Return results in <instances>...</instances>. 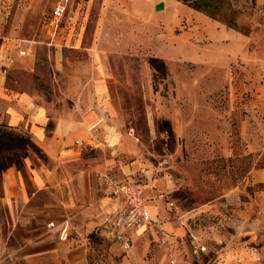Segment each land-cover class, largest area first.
<instances>
[{
  "label": "crops",
  "instance_id": "obj_1",
  "mask_svg": "<svg viewBox=\"0 0 264 264\" xmlns=\"http://www.w3.org/2000/svg\"><path fill=\"white\" fill-rule=\"evenodd\" d=\"M158 3L79 0L71 24L57 34L47 28L38 36H20L11 26V38L0 39V127L29 136L42 155L27 151L20 167L0 169L3 264H105L96 258L110 255L105 242L129 252L104 222L114 202L97 174L107 169L142 186L151 219L166 222L180 264V241L192 233L200 209L182 212L160 193L163 182L154 178L131 120L136 100L154 97L150 59H171L169 47L153 52L145 42L152 39V28L160 29L154 23L162 11L155 9ZM147 108L154 138L155 118L162 114L159 107ZM177 108L161 113L174 128L179 121L190 126V117H178ZM159 238L151 224L134 246L154 242L168 259ZM141 256L135 253V264H149ZM236 261L227 249L216 264Z\"/></svg>",
  "mask_w": 264,
  "mask_h": 264
},
{
  "label": "rangeland",
  "instance_id": "obj_2",
  "mask_svg": "<svg viewBox=\"0 0 264 264\" xmlns=\"http://www.w3.org/2000/svg\"><path fill=\"white\" fill-rule=\"evenodd\" d=\"M59 2L0 0V39L11 38V26L20 36L47 28L57 34L71 24L79 0H68L56 29L51 20ZM157 2L160 29L152 28L153 40L145 42L153 52L169 47L171 59L150 63L154 97L137 99L131 120L154 178L163 182L160 193L182 212L205 209L180 241V264H216L227 249L238 264H264V0H213L214 19L177 0ZM147 107L162 114L154 138ZM169 107H179L176 115L190 117V126H171L163 115ZM103 248L110 255L96 258L105 264H135L136 252L149 264H170L154 242L129 252L110 242Z\"/></svg>",
  "mask_w": 264,
  "mask_h": 264
},
{
  "label": "built area",
  "instance_id": "obj_3",
  "mask_svg": "<svg viewBox=\"0 0 264 264\" xmlns=\"http://www.w3.org/2000/svg\"><path fill=\"white\" fill-rule=\"evenodd\" d=\"M68 0H61L52 11L51 26L57 29L58 23L64 17ZM54 28V30H55ZM76 144H79L76 141ZM109 148V146L107 145ZM98 179L106 190L114 204L109 214L105 215L104 222L107 224L114 239L123 250H131L134 247L135 237L147 226L153 224L160 234L159 245L169 259L170 264H178V252L175 241L165 232V221L157 219L153 221L147 210V198L143 193L142 186L133 181L119 180L113 171L107 169L97 174ZM168 206L175 210L173 203ZM53 224H49V227ZM204 251V247H199ZM0 264L3 260L0 258Z\"/></svg>",
  "mask_w": 264,
  "mask_h": 264
},
{
  "label": "trees",
  "instance_id": "obj_4",
  "mask_svg": "<svg viewBox=\"0 0 264 264\" xmlns=\"http://www.w3.org/2000/svg\"><path fill=\"white\" fill-rule=\"evenodd\" d=\"M195 11L201 12L210 18L214 19V6L213 0H177ZM222 1V0H221ZM157 59H150V63L155 62ZM19 148H23V154L20 158H15V151ZM27 149H35L39 151L31 142L29 137H24L23 134L7 130L0 127V153L2 152H14L12 156L0 157V169L5 168L11 164L20 167L22 157L27 153Z\"/></svg>",
  "mask_w": 264,
  "mask_h": 264
},
{
  "label": "water",
  "instance_id": "obj_5",
  "mask_svg": "<svg viewBox=\"0 0 264 264\" xmlns=\"http://www.w3.org/2000/svg\"><path fill=\"white\" fill-rule=\"evenodd\" d=\"M155 9H156L157 11H159V10H163V5H162V4H159V5H157V6L155 7Z\"/></svg>",
  "mask_w": 264,
  "mask_h": 264
}]
</instances>
